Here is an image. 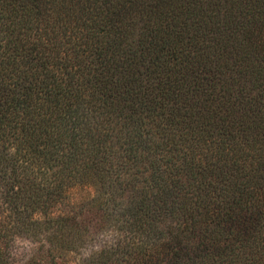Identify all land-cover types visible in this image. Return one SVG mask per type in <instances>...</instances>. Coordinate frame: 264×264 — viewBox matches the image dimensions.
I'll list each match as a JSON object with an SVG mask.
<instances>
[{
  "label": "trees",
  "instance_id": "16d2710c",
  "mask_svg": "<svg viewBox=\"0 0 264 264\" xmlns=\"http://www.w3.org/2000/svg\"><path fill=\"white\" fill-rule=\"evenodd\" d=\"M0 200L104 264H264V0H0Z\"/></svg>",
  "mask_w": 264,
  "mask_h": 264
},
{
  "label": "rangeland",
  "instance_id": "374dc122",
  "mask_svg": "<svg viewBox=\"0 0 264 264\" xmlns=\"http://www.w3.org/2000/svg\"><path fill=\"white\" fill-rule=\"evenodd\" d=\"M90 188L74 190L59 211L72 209L75 205L73 201L82 198L89 190L93 192V187ZM5 207L0 200V264H104L106 255L99 252L98 238L69 246L64 241H58L48 230L28 232L17 227L15 219L7 216Z\"/></svg>",
  "mask_w": 264,
  "mask_h": 264
}]
</instances>
